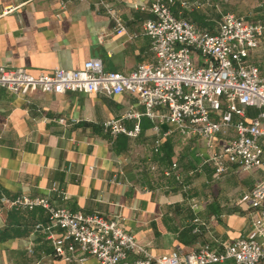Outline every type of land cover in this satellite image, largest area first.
Returning <instances> with one entry per match:
<instances>
[{
	"label": "crops",
	"instance_id": "crops-1",
	"mask_svg": "<svg viewBox=\"0 0 264 264\" xmlns=\"http://www.w3.org/2000/svg\"><path fill=\"white\" fill-rule=\"evenodd\" d=\"M147 1L104 0L124 27L116 31L115 17L97 0H0V64L38 73L55 66L77 68L97 56L105 69L127 72L153 60L142 32L143 20L152 14L138 7ZM191 1L184 7L175 2L174 14L209 31L226 11L264 24V0ZM244 61L264 75V30ZM127 110L139 114L121 117ZM142 110L128 91L21 93L0 85V196L42 195L72 211L117 217L154 255L174 247L186 251L204 241L220 245L248 233L257 213L249 189L263 169L228 162L215 173L211 158L232 129L205 138L162 121L154 130ZM257 111L247 105L244 116ZM119 117L127 127L137 120L138 133L103 128L104 119ZM194 217L202 222L198 231L192 229ZM46 220L41 207L20 209L0 201V264H97L91 255L66 261L52 254L49 240L34 228Z\"/></svg>",
	"mask_w": 264,
	"mask_h": 264
},
{
	"label": "built area",
	"instance_id": "built-area-1",
	"mask_svg": "<svg viewBox=\"0 0 264 264\" xmlns=\"http://www.w3.org/2000/svg\"><path fill=\"white\" fill-rule=\"evenodd\" d=\"M97 2L115 17L116 31L123 30L119 17L104 0ZM175 2L182 7L189 4L188 0H148L138 6L152 14L142 22L152 61H141L127 72L105 69L97 56L88 57L77 68L55 66L38 73L24 66L0 64V85L21 93L32 89L105 94L128 91L142 105L141 113L152 119L154 130H158L159 122L169 121L183 133L209 138L231 128L233 135L211 154L214 172H221L228 162L241 169L261 166L263 175L249 189V204L257 213L248 233L231 241L220 245L204 241L186 251L174 247L154 255L124 229L117 217L98 211H72L42 195H1L0 201L9 207L43 209L47 220L35 222L34 228L49 240L52 254L66 261H81L86 255L93 256L97 264H209L226 260L255 264L264 260V75L255 64L244 61L264 24L226 11L220 15L216 30L209 31L174 14ZM247 105L258 107L254 116H244ZM138 114L127 110L121 117ZM121 117L104 119L103 128L110 133L136 135L138 121L127 127ZM157 147L155 139L153 149ZM50 189L57 190L53 182ZM193 222L192 229L198 231L202 222L196 217ZM129 253L135 256L130 259Z\"/></svg>",
	"mask_w": 264,
	"mask_h": 264
}]
</instances>
